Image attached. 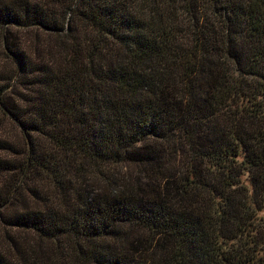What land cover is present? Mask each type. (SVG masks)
I'll return each mask as SVG.
<instances>
[{
	"label": "trees",
	"instance_id": "obj_1",
	"mask_svg": "<svg viewBox=\"0 0 264 264\" xmlns=\"http://www.w3.org/2000/svg\"><path fill=\"white\" fill-rule=\"evenodd\" d=\"M0 264H264V0H0Z\"/></svg>",
	"mask_w": 264,
	"mask_h": 264
},
{
	"label": "rangeland",
	"instance_id": "obj_2",
	"mask_svg": "<svg viewBox=\"0 0 264 264\" xmlns=\"http://www.w3.org/2000/svg\"><path fill=\"white\" fill-rule=\"evenodd\" d=\"M2 62H4L2 60ZM5 132H6V136H11V138H13V135H15V132H17L14 128V125H12V123L7 122L6 126H5ZM46 196H48L46 194Z\"/></svg>",
	"mask_w": 264,
	"mask_h": 264
}]
</instances>
